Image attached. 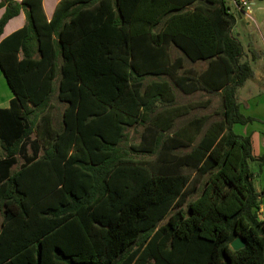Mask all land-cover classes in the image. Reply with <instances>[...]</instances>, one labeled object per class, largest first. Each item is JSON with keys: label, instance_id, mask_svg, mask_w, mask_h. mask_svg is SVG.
<instances>
[{"label": "trees", "instance_id": "obj_1", "mask_svg": "<svg viewBox=\"0 0 264 264\" xmlns=\"http://www.w3.org/2000/svg\"><path fill=\"white\" fill-rule=\"evenodd\" d=\"M0 9V37L26 20L0 40L13 95L0 108V264H264L249 167L264 156L233 130L256 121L237 102L254 72L224 0H61L50 20L43 0ZM182 60L206 68L192 77ZM176 90L218 95L219 119L174 130Z\"/></svg>", "mask_w": 264, "mask_h": 264}, {"label": "rangeland", "instance_id": "obj_2", "mask_svg": "<svg viewBox=\"0 0 264 264\" xmlns=\"http://www.w3.org/2000/svg\"><path fill=\"white\" fill-rule=\"evenodd\" d=\"M226 5L229 7L230 12L236 18V24L233 27L232 34L236 37L243 46L244 57L242 61L250 63L253 72L256 75L258 82L249 79L238 91H237V102L241 104L240 112L245 116H250L256 121L252 124L247 125L248 129L260 130L264 132V0H251L252 3V18L250 21L236 11L231 0H224ZM252 53H255L258 58L257 60L252 59ZM179 52L174 49L173 56H179ZM206 63L199 62L192 64L187 60L184 63L185 72H189L190 75L197 74L205 68ZM57 86V84H56ZM4 90V91H3ZM9 93V89L6 84L0 83V93ZM177 99L176 104L184 106L186 109L179 111V118L176 119L174 130L184 126L194 117H210L206 127L209 123L219 119L221 114V103L220 98L216 94L208 93H193L192 95H185L179 90H176ZM210 100V105L206 107L204 103L206 100ZM244 102V104H242ZM64 105L57 101L56 93L52 97L51 107L49 114L54 116L57 121L60 120ZM239 126H235L234 130L240 131ZM143 131V127H136L128 129L126 132L127 146L138 143L140 136ZM259 149L258 144L254 143V154L258 155ZM264 154V148L262 149ZM3 156V152L0 147V158ZM249 167L252 172H255L256 178L254 179V186L259 193L264 188V170L261 174V170L257 163L250 162ZM2 218L0 216V227Z\"/></svg>", "mask_w": 264, "mask_h": 264}, {"label": "crops", "instance_id": "obj_3", "mask_svg": "<svg viewBox=\"0 0 264 264\" xmlns=\"http://www.w3.org/2000/svg\"><path fill=\"white\" fill-rule=\"evenodd\" d=\"M17 1L20 2L21 0H17ZM60 1L61 0H43V9H44V13H45V16H46L47 20H50L53 17L54 12H55V9H56V7H57V5L59 4ZM3 13H4V9H0V18L2 17ZM25 23H26L25 15L21 11L20 14L17 17L11 19L6 24V26L3 29V33H2V35L0 37V40L8 37L9 35H11L12 33H14L15 31L20 30L21 28H23V26L25 25ZM172 55H173V52H172ZM185 61L186 60H182L183 67H184ZM205 68H206V66H205ZM185 70H186V68H185ZM198 72H200V71H198ZM187 73H189V72H187ZM194 75H196V74H193L191 76L194 77ZM251 79L253 81L258 82L255 73H254V77L251 78ZM2 81H3V83L6 84L5 79H4V77H3V75H2V73L0 71V83H2ZM202 93H205V92H202ZM211 95H213V94H211ZM12 98H13V95H12L11 92H9V93L8 92L7 93L1 92L0 93V108H8L9 107V102H10V100ZM207 101H208V99L206 100V102L204 103V105L207 103ZM242 104H244V102H242ZM240 106H241V104H239V107ZM235 126L241 127L240 128V131L237 132V134L242 135V136L251 135V137H252L253 153H254V143L256 142L258 144L259 153H258V155H256V154L255 155L256 156H264V154L262 153V149L264 148V132L263 131H260L261 129L260 130H256V129L254 130V128L251 129V130H249L248 127H247V125L246 126L235 125ZM234 127H233V130H234ZM263 170H264V166L261 168V174L263 173ZM256 175L257 174L255 173V178H256ZM256 192L259 193V191H257V190H256ZM262 192H264V188L261 191V193ZM260 201H261V205H260V210H259V215L258 216H259L260 219H264V195H263V197H261Z\"/></svg>", "mask_w": 264, "mask_h": 264}, {"label": "built area", "instance_id": "obj_4", "mask_svg": "<svg viewBox=\"0 0 264 264\" xmlns=\"http://www.w3.org/2000/svg\"><path fill=\"white\" fill-rule=\"evenodd\" d=\"M231 2L238 13L243 14L246 19L253 21L251 0H231Z\"/></svg>", "mask_w": 264, "mask_h": 264}, {"label": "water", "instance_id": "obj_5", "mask_svg": "<svg viewBox=\"0 0 264 264\" xmlns=\"http://www.w3.org/2000/svg\"><path fill=\"white\" fill-rule=\"evenodd\" d=\"M244 242H243V240L241 239V238H237V239H235L232 243H231V248L233 249V250H240V249H242L243 247H244Z\"/></svg>", "mask_w": 264, "mask_h": 264}]
</instances>
